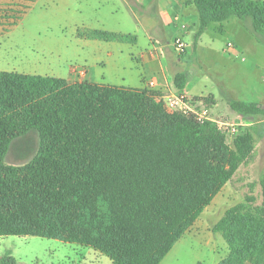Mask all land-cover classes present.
Listing matches in <instances>:
<instances>
[{"label": "trees", "instance_id": "trees-1", "mask_svg": "<svg viewBox=\"0 0 264 264\" xmlns=\"http://www.w3.org/2000/svg\"><path fill=\"white\" fill-rule=\"evenodd\" d=\"M187 3L196 8L197 36L232 17L249 19L264 36V0ZM87 35L134 39L101 29ZM185 82L184 73L174 75L177 89ZM229 106L241 115L264 114L258 103ZM254 129L229 146L214 123L168 112L154 91L2 70L0 236L75 243L110 264H159L252 149ZM30 130L38 134L35 155L22 165L7 163L12 140ZM259 182L260 205L234 204L212 225L229 249L217 264H242L253 252L260 253L256 264L264 263V178ZM0 264L16 258L8 251Z\"/></svg>", "mask_w": 264, "mask_h": 264}, {"label": "crops", "instance_id": "crops-1", "mask_svg": "<svg viewBox=\"0 0 264 264\" xmlns=\"http://www.w3.org/2000/svg\"><path fill=\"white\" fill-rule=\"evenodd\" d=\"M0 5L4 12L22 14L12 19V27L28 21L34 30L58 32L41 39L47 54L34 58V66L24 73L147 89L160 98L181 90L206 97L215 116L240 115L230 108V100L258 103L264 110V36L252 31L249 19L213 22L197 36L196 8L187 0H0ZM95 29L134 39L89 37L87 32ZM177 37L185 43L181 51L173 45ZM177 72L185 75L182 89L173 83ZM250 118L255 125L264 121V114ZM94 252L95 257L103 255Z\"/></svg>", "mask_w": 264, "mask_h": 264}, {"label": "rangeland", "instance_id": "rangeland-1", "mask_svg": "<svg viewBox=\"0 0 264 264\" xmlns=\"http://www.w3.org/2000/svg\"><path fill=\"white\" fill-rule=\"evenodd\" d=\"M21 17L22 14H11L0 9V71L27 74L24 73L25 68L34 66V58L40 59L47 54L41 39L58 34L57 31L34 30L28 21H25V26L20 24L12 27V19L17 21ZM79 71L85 73L82 68ZM263 128L264 121L255 124L252 149L230 180L212 195L209 204L204 206L193 225L174 243L159 264H215L220 258L217 263L229 255L227 243L220 233H213L211 227L234 204L242 202L249 210L261 204L259 181L264 178V135L262 133L263 136L259 137L258 132ZM37 149V131L30 130L12 140L5 160L9 164L22 165L35 155ZM249 197L252 199L247 200ZM8 251L16 258V264L110 263L105 255L95 257L94 250L89 247L31 235L0 236V256ZM259 257V252L248 254L242 264H256Z\"/></svg>", "mask_w": 264, "mask_h": 264}, {"label": "built area", "instance_id": "built-area-1", "mask_svg": "<svg viewBox=\"0 0 264 264\" xmlns=\"http://www.w3.org/2000/svg\"><path fill=\"white\" fill-rule=\"evenodd\" d=\"M174 19L179 27H186V24L182 22L179 17L175 16ZM173 45L180 51L185 47L184 41L178 37L173 40ZM148 52L150 54H155L156 51L150 49ZM148 85H153V81H149ZM161 99L168 112L180 113L183 116L194 119L200 124L205 122L214 123L224 134L229 146L233 145V141L237 136L245 133L249 127L254 124V121L248 115L240 114L236 118H229L224 115L215 116L211 111V103L206 97H193L181 90L168 93Z\"/></svg>", "mask_w": 264, "mask_h": 264}]
</instances>
